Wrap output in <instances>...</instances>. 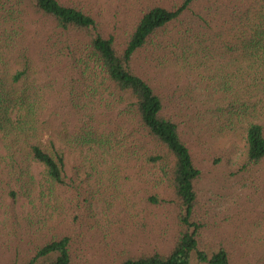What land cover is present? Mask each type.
<instances>
[{"label":"trees","instance_id":"16d2710c","mask_svg":"<svg viewBox=\"0 0 264 264\" xmlns=\"http://www.w3.org/2000/svg\"><path fill=\"white\" fill-rule=\"evenodd\" d=\"M28 11L54 27L44 53L77 66L78 78L68 104L57 98L55 86L44 78L48 69L36 66L34 55L23 45ZM186 16H191L189 23ZM172 25L183 36L187 50L215 48L216 36L227 25L231 27V40L221 39L231 53V77L220 74V80L213 81L219 95L216 100L226 104L222 110L231 114V125L233 121L246 125V161H263L264 0H179L148 6L126 34L121 51L116 35L105 33L90 10L81 6L64 0H0V139L5 148V154L0 153V197L15 199L20 193L33 207L37 203L43 209L55 207L52 201H58L59 190L67 185L65 157L53 140L43 137L50 127L46 126L49 117L58 115L57 104H65L78 121V127L66 135L73 150L102 151L115 161L133 164L140 176L157 175L156 193L149 192L147 202L175 206L177 227L170 250L129 256L120 264H192L194 260L231 264L226 249L212 254L198 250L201 225L194 215L201 171L179 124L163 115L162 98L137 71L135 61L141 53L149 66L171 51H162L165 41L156 39ZM172 45L180 48L177 39ZM103 112H116L117 129H101ZM33 163L43 167L40 181L33 175ZM160 187L163 196L169 192V199L160 197ZM38 219L48 221L45 215L39 214ZM70 247L69 237L54 239L21 264H75Z\"/></svg>","mask_w":264,"mask_h":264},{"label":"rangeland","instance_id":"374dc122","mask_svg":"<svg viewBox=\"0 0 264 264\" xmlns=\"http://www.w3.org/2000/svg\"><path fill=\"white\" fill-rule=\"evenodd\" d=\"M64 1L90 10L105 33L116 35L121 51L126 34L148 6L179 0ZM184 19L189 23L191 16ZM169 30L156 41H165L162 51H171L149 66L144 53L135 62L138 73L162 98L163 115L179 124L201 171L194 215L201 225L198 250L212 254L226 249L231 264H264V160L246 161V125L234 121L231 125V114L222 110L227 106L216 100L219 95L213 87L220 74L231 77V53L221 45V39L231 40V27L216 36L215 48L209 50L200 46L187 50L176 28L172 25ZM53 31L50 21L28 11L21 40L34 55L35 65L48 69L43 76L55 86L57 98L68 104L78 70L71 60L50 59L44 53ZM172 39L180 48H172ZM10 60L15 64L14 58ZM65 104H57L58 115L47 120L50 127L43 140H53L64 153L67 185L59 190L58 201H52L53 209H43L39 203L33 207L20 193L15 199L0 197V264H21L36 256L43 244L63 237L71 239L75 264H120L129 256L170 250L177 227L175 206L171 202L155 206L146 200L149 192L156 193L154 181L159 177L150 172L140 176L133 164L115 161L102 151L73 150L66 135L78 127V121ZM100 120L102 130L118 128L116 112H103ZM0 153L5 154L1 139ZM32 172L37 181L42 179L40 164L33 163ZM162 192L160 187V197L169 199V192L164 196ZM39 214L48 221L38 219Z\"/></svg>","mask_w":264,"mask_h":264}]
</instances>
